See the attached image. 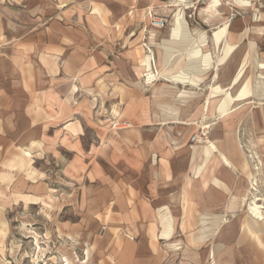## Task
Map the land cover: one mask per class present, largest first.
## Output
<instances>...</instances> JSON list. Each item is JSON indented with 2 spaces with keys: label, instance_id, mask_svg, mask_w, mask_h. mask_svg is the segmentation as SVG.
I'll use <instances>...</instances> for the list:
<instances>
[{
  "label": "rangeland",
  "instance_id": "rangeland-1",
  "mask_svg": "<svg viewBox=\"0 0 264 264\" xmlns=\"http://www.w3.org/2000/svg\"><path fill=\"white\" fill-rule=\"evenodd\" d=\"M186 1L190 9L180 0H0V15L9 25V33H19L15 22L21 24L26 10L30 9L32 14H39L43 22H56L59 32L67 31L69 37L88 48L86 53L100 56L104 72L100 90L90 91L89 98L78 94L82 84L77 81L58 84L57 103L60 102L59 108L64 109V113L51 120L45 118L50 122L44 125L45 133L39 135L44 138V145L39 143L38 147L33 143L26 147L25 153L19 152L18 147L24 148L35 137L23 118L14 119L9 134L1 135L0 264H99L101 259L112 264L110 257L102 255L110 240L104 216L108 210L105 205L113 192L112 184L123 177L118 170L124 172L126 162L137 167L140 163L155 167L159 157L168 155V140L189 149L183 158L173 155L177 162L190 158L193 152L190 146H194L192 161L201 158L200 168L207 164L206 173L217 165L208 163L205 146L214 142L227 155L236 167H230L234 169L232 174L236 181L228 188L215 178V185H224L223 191L229 192L224 198L226 207L234 195L236 212L225 215L218 233L212 230L218 228L220 218L203 215L200 219L203 228L187 234L184 237L187 241L180 242L184 250L177 254L160 243V256L165 264H192V261L200 264L204 254L209 258L208 248L220 242V235L228 248L223 260L214 258L203 263L252 264L251 255L264 254L242 230L251 201L259 198L262 200L259 204L264 205V67L258 65L259 61L264 64V3L253 5L248 0H224V5L216 10L210 0ZM18 8L23 10L21 14ZM62 12L65 14L60 16ZM178 12L182 34H188L182 35V39H191V48L209 43L204 52H210V66L205 71L200 66L203 57L186 63L188 49L173 43L175 50L180 51L176 54L178 58H171V62L178 60L174 72L180 74L185 68L191 75H205L190 76L186 87L164 81L158 74L168 67L162 64L166 52L159 45L171 40ZM38 21L40 24L33 28L35 32L43 27L42 20ZM156 21H163L165 26L155 27ZM225 30L231 38L239 35L238 39L227 38V41L235 47L241 44L240 49L245 53L239 56L246 63L239 70L230 71L234 64L230 58L217 71L219 78L215 81L216 68L234 49L224 38ZM194 33H201L203 39H195ZM207 35H214V41L206 43ZM148 55L155 61L154 67L150 62L152 75H155L152 79L146 76L144 63L147 58L151 59ZM21 68L22 79L26 75L32 77V69L28 71L24 65ZM40 69L37 65L36 72ZM236 74L233 85L242 80L231 90L232 95L245 99L235 103L236 108L241 105L237 111L222 118L218 104L224 93H228ZM20 78L19 71L0 60V85L7 93L9 110L20 109L31 102L39 109L38 95L32 101L26 92L21 93ZM88 85L91 87L93 83ZM181 90L190 93L187 98L180 95ZM67 120L73 122L68 125L69 130L77 134L76 123L81 136L72 137L62 129ZM182 122L194 125H181ZM142 134L147 135L144 142ZM104 141H108L110 170L106 171L109 177H103L107 172H101L104 165L98 151ZM140 145L147 146L148 153L141 150ZM17 164L23 172L10 169ZM188 220L186 229L191 230L196 221L191 217ZM166 221L167 232L162 234V239L169 241L173 221L171 218ZM213 222V228L208 229L207 225ZM263 224L258 232L264 233ZM212 236L214 238L200 252L186 247L188 244L197 248L196 241H206ZM262 236L264 243V234ZM158 237L156 235L155 240L160 239ZM157 240L155 243L159 245ZM236 244L241 245L235 247ZM171 246L179 250L178 245Z\"/></svg>",
  "mask_w": 264,
  "mask_h": 264
},
{
  "label": "crops",
  "instance_id": "crops-1",
  "mask_svg": "<svg viewBox=\"0 0 264 264\" xmlns=\"http://www.w3.org/2000/svg\"><path fill=\"white\" fill-rule=\"evenodd\" d=\"M21 6L22 3L18 5L19 8ZM18 11H20L18 14L23 12L22 9ZM26 12V17L23 18L21 24L15 22L17 25L15 30L19 32L17 34L13 32L9 33V25L6 24L3 15H0L1 63L7 66L10 65V67L20 72V88L22 94L23 91L26 92L31 97L32 101L35 99V95H38L41 99L39 109L34 107L31 102L29 105H23L20 109L13 108L9 110L6 99V97H8L7 93L3 89V86L0 85V137L1 135L5 136L9 134L10 126L14 125V119L16 118L18 120L20 118H23V120L26 119L30 125V131H33L35 134L34 139H31L27 146L24 148H17L19 152L21 151L22 153H25L26 147H31L33 143H37L38 147L39 143L44 145V138L42 135H39L40 132L45 133L46 129L44 125L50 122L45 119L46 117H49V120H51L54 116L64 113V109L59 108L60 102L57 103L56 94L57 91H59L57 88L58 84H63L66 81H77L79 84H82L80 85L78 94L89 98L90 91L98 92L100 90V81L104 74L102 71V58L100 56L86 53L85 50L88 48L72 37H69L67 31L63 30L59 32L56 22H51V24L45 23L39 14H32L30 9H28V11L26 10ZM64 14L65 12H62L60 16ZM158 15H161V13L158 12ZM38 20H42L43 27L35 32L33 28L40 24ZM41 36H44L45 39L42 40ZM201 36V33L193 34V37L198 40L203 39ZM227 37L231 38L230 35ZM238 37L239 35L232 36L231 39L236 40ZM170 39L172 40V37ZM211 39L214 41V35L212 37L207 35L205 39L206 43ZM165 41L163 43H165ZM172 41L173 43L177 42L179 48L184 47L190 50L193 46V41L191 39H175ZM232 43L237 44L234 42ZM206 45V47H208L209 43ZM240 45L226 60L228 62L231 58L234 63L230 66V71L239 70L241 66L246 63L244 58L239 56L240 53H245L242 51V48L240 49ZM221 47V53L223 55V44ZM22 65L27 67L28 71L31 69L33 70V72H31L32 77L26 75L22 79ZM37 65L41 69L36 72ZM234 79L231 81L229 88ZM90 82L93 83L91 87L88 85ZM244 99L245 98L238 100L237 98L236 102L243 101ZM32 105L33 107H30ZM240 107L241 105L239 108ZM62 108H64V106ZM239 108L236 109L238 110ZM14 109H16V111ZM70 123L73 122H70V120L64 122L62 124V129L68 132L72 137L78 138V136H81V134L78 133L79 129H77L76 123H74V127L77 130V134L69 130L68 125ZM142 135V140L144 142L147 135ZM107 143L108 141H104L103 144H101L103 146H101L100 149L98 148L100 152L99 158L101 159L102 165H104L101 170L103 173L110 170L109 152L106 150ZM143 146L144 145H140L141 150L146 151L147 146L146 148ZM35 147H33L32 150L35 149ZM190 148L193 149L194 152V146H190ZM167 149L168 155H165V158L159 157L155 167L142 165V163L137 167L126 162L124 164L126 166L124 172L117 169L119 174L123 175V177H118V180H116L117 182L115 181L112 184L111 192H113L109 202L105 205L108 210L104 216L106 233L108 237H110V240L106 248V253L102 255L110 257L112 259V264H165V259L160 256L161 244L164 243L167 249L175 250V254H177V252L184 250V248H181L180 244V242L187 241L184 237H187V234L193 233L196 230L200 231V227L202 226L200 224V219L203 215L211 217L217 216L220 218L218 228L212 230L218 233L225 222V215L236 212L234 205L235 201H232L234 195H232V199L226 207L224 205V198L226 193L229 192L223 191L224 185L221 187L215 185L217 179H219L223 184H226L228 188L232 186L236 181L234 174H232L234 169L232 170V168L225 166L220 157L215 156L208 161L209 164L217 165L212 168V172L206 173V164L205 167L202 168L201 173H199V169L203 163L201 158H197L194 162L192 161L193 152L190 158H184L182 162H177L173 159L174 154L179 156L182 155L183 158V154L188 153L189 149L185 146H179L178 143L172 140H168ZM33 152L34 151H32V153ZM35 153H37V151ZM145 153L148 152L146 151ZM232 167L235 166L233 165ZM10 169L23 172L22 167L18 164L13 165ZM149 169L152 170L149 172ZM109 175V172H107L103 174V177H109ZM12 182L14 183V180ZM226 189L225 187V190ZM189 217L193 219V222L196 221V225H194V228L191 230L186 229ZM168 218H171L173 221L170 231L171 239L169 241L162 239V234L167 232L166 220ZM214 224V222L209 223L207 225L208 229H210L209 227L212 229ZM242 230L247 234L255 247L259 250H264V243L262 240V235L264 233L252 231L247 221L243 224ZM199 231L197 233H199ZM215 233L214 236H216ZM156 235L160 238L158 240L156 239L159 241V245L155 243ZM214 236L206 241H196V244L199 245L197 248L190 247L188 244L186 247L189 250H197L200 252L204 250L205 246ZM219 241V243H214L213 247L209 246L208 249L210 251H207L209 258H206L207 253L205 252V258L200 261L201 263L199 262L200 264H207L203 262H207L208 259H210V261L212 259L214 260V258L219 261L223 260V253H225L228 248L225 242L221 240V235ZM238 243H240V240H238ZM171 245H178L179 250ZM237 245L241 244H236L235 247ZM251 257H253L252 264H264V254L257 252V254L251 255ZM106 263L104 259L99 260V264ZM191 263L193 264L195 261Z\"/></svg>",
  "mask_w": 264,
  "mask_h": 264
},
{
  "label": "bare ground",
  "instance_id": "bare-ground-1",
  "mask_svg": "<svg viewBox=\"0 0 264 264\" xmlns=\"http://www.w3.org/2000/svg\"><path fill=\"white\" fill-rule=\"evenodd\" d=\"M210 1L213 3V7H215L216 10L218 8H221L222 5H224V4H222L224 2V0H210ZM180 2L183 3L186 6L185 7L186 9H190L189 5L186 4L187 3L186 0H180ZM226 5H229V4H227V2H226ZM243 7H249V6L248 5H244ZM179 15H180L179 12L175 15L176 24H175V27L172 29V34H173L172 40L182 39V35H188L186 32L184 34H182L181 25H180L179 20H178ZM227 27H228V25H227ZM220 29L221 28H219V30ZM224 33H225L224 34V38H225L226 42L229 44V42L227 41L228 40L227 39L228 38L227 36H229L230 33H229V31H226V30H225ZM172 40L165 41V43L163 45H161V46L159 45V47L161 49H164L165 52H166L162 64L165 67L166 66H168V67L163 72H159L158 71V74L161 75V78H163L164 81L171 82V83L178 84V85H183L184 87H186L190 83V79H191L190 76H194V77L195 76L204 77L205 75L204 74H201V75L198 74L197 75V73L195 75H191V74L185 72V68L181 71L180 74H177V73L174 72L173 67H174L175 64H177L178 60L171 62V58H173V57L178 58V57H176V56H178L176 54H179L180 51L175 50L177 48H174L173 41ZM152 43H154V42H152ZM229 46H231V47L234 48L233 51H232V53L229 55V57H230L237 50L238 46L235 47L234 45H230V44H229ZM204 47H206V45H204V44L203 45H200V46H194L193 48H191L190 50H188L185 55H186V60H187L186 63L195 61V59H198L200 57H203L204 59L200 63V66L204 68L203 70L207 71L208 68H209V66H210V52L209 53H205L204 52ZM148 56H150L151 59L149 60V58H147L146 63H144L145 64V68H146V72H148L146 74V76L147 77H150V79H152V78L155 77V75H152L154 73V71L153 72L151 71L152 70L151 69V63H152V66L154 67L155 61H154V58H153L152 55H148ZM227 59H225V61H223V64L221 66H218L216 68V74L214 75L215 76V81L219 78V76L217 74V71L220 69V67H222L227 62L226 61ZM153 61H154V63H153ZM258 65H259V67H264V64H262L260 61L258 62ZM186 67H187V65H186ZM236 78H237V75H236ZM241 80H239L238 83ZM238 83L236 85H233V83H232L231 87L228 89L229 91H226L228 93H224L223 91H221V94L224 93V95H223V97L219 101V104H218L219 105L218 106V112L220 113V115L222 116V118H224L225 116L231 114L234 111H237V109H235L236 107L234 106L235 103H236V98L233 97L232 92H231V89L234 88L235 86H237ZM189 94L190 93H188L185 90H181V93H180V95L182 97H185V98H187V96ZM209 104H210V100L208 99L207 105L210 106ZM180 124L181 125L182 124H185V125H194L193 123H185V122H182ZM204 148H205V156H206V158H209V160H211L213 157L217 156V157H220L221 161L224 162L225 166H228V167H232L233 166L232 162L229 161L227 155H225L216 146V144L214 142L209 143V145L208 146H205ZM201 171H202V168L199 169V172L200 173H201ZM261 201L262 200L259 199V198L253 199L251 201V203H250L251 204L250 205V210H249L250 213H249V216L247 218L248 219L247 220L248 226L250 227V229L252 231H254L256 233L258 232V230L262 229L261 228L262 227V222L264 223V205L259 204V202H261ZM207 217L209 218V216H207Z\"/></svg>",
  "mask_w": 264,
  "mask_h": 264
},
{
  "label": "built area",
  "instance_id": "built-area-1",
  "mask_svg": "<svg viewBox=\"0 0 264 264\" xmlns=\"http://www.w3.org/2000/svg\"><path fill=\"white\" fill-rule=\"evenodd\" d=\"M250 3H252L253 5L259 3L262 4L261 2L264 3V0H248ZM207 2V1H206ZM155 27H159V28H163L165 26V23L163 21H156L154 24ZM195 138L192 139V142H195Z\"/></svg>",
  "mask_w": 264,
  "mask_h": 264
}]
</instances>
